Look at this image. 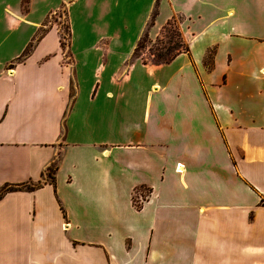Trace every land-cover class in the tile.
Returning a JSON list of instances; mask_svg holds the SVG:
<instances>
[{"label":"crops","instance_id":"0c3cea01","mask_svg":"<svg viewBox=\"0 0 264 264\" xmlns=\"http://www.w3.org/2000/svg\"><path fill=\"white\" fill-rule=\"evenodd\" d=\"M134 1L138 36L155 0ZM22 7L2 28L44 32L0 59V188L36 185L0 197V264H264V0H158L151 35L174 17L187 49L109 73L119 95L136 63L156 80L130 136L90 142L58 25Z\"/></svg>","mask_w":264,"mask_h":264},{"label":"rangeland","instance_id":"374dc122","mask_svg":"<svg viewBox=\"0 0 264 264\" xmlns=\"http://www.w3.org/2000/svg\"><path fill=\"white\" fill-rule=\"evenodd\" d=\"M8 1L0 0V8ZM22 4L23 11H29V19H38L42 23L49 16L45 19V26L51 23L58 25L60 39L64 42V45L60 42L61 50H64L67 59L72 58L75 62V72L84 87L74 103V109H79L82 115L78 116L80 121L76 123V139L90 142L130 136V130L122 126L133 123L135 128L136 123L141 121L145 90L150 82L156 80V76L149 74L141 63H136L131 80L125 84L124 94L119 95L118 87L109 81L108 74L127 68L136 58L162 61L167 48L171 53L181 49L185 43L178 28L171 22L157 29L153 36L150 31L152 25L147 26V37L135 58L132 57L133 46L142 31L137 36L140 30L135 28L137 10L134 0H22ZM43 32L44 28L33 31L29 28L26 36L22 30L15 38L13 32L3 29L0 23V59L24 43L19 55L30 42L34 41V47ZM25 37H28L27 42ZM157 52L162 58L156 56ZM99 80L102 87L90 98V91ZM106 90L107 93L103 94ZM88 110H91V118L89 113L86 114ZM54 167V163L47 167V180L54 176ZM3 248H6L4 241L0 240V249L9 254V249Z\"/></svg>","mask_w":264,"mask_h":264},{"label":"trees","instance_id":"16d2710c","mask_svg":"<svg viewBox=\"0 0 264 264\" xmlns=\"http://www.w3.org/2000/svg\"><path fill=\"white\" fill-rule=\"evenodd\" d=\"M157 5H158V0H155L154 5H153V8L151 10V13L149 15V18L147 20V23H146V25H145V27H144V29H143L140 37L137 39V41L135 43V46H134V49H133V52H132V57H135L136 58L138 56L137 55V51L143 46V41L147 37V26H150V25L153 24L154 19H155L156 15H157ZM171 22L174 24L175 27H177V25H176V19L174 17H172L171 19L167 20V22L164 25H169V24H171ZM37 39H34V40H37ZM33 42H30L27 45V47L25 48V50L23 51V53L21 55H19V57H18L19 59L25 57L28 54V52L30 51V49L33 47ZM60 42H61V45H64V42H62L61 39H60ZM181 49L182 50H186L187 49L186 44H184L181 47ZM181 49H176L174 53H171L170 49L167 48V50H166V56L164 57V59H162V61H168V60H170ZM156 56L158 58H162V55L160 53L156 54ZM49 181L50 182H53V176L50 177V180ZM35 185L36 184H32V185H29V184H22V185H4L0 189V197L6 191H11V190H14V189H33ZM135 205H136L137 208L139 207V204L136 203Z\"/></svg>","mask_w":264,"mask_h":264}]
</instances>
